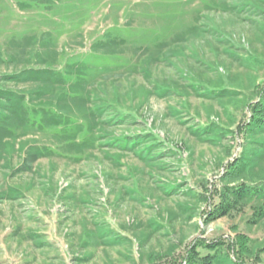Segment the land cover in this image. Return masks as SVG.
Returning a JSON list of instances; mask_svg holds the SVG:
<instances>
[{"label": "rangeland", "instance_id": "rangeland-1", "mask_svg": "<svg viewBox=\"0 0 264 264\" xmlns=\"http://www.w3.org/2000/svg\"><path fill=\"white\" fill-rule=\"evenodd\" d=\"M1 94L0 264H264V0H0Z\"/></svg>", "mask_w": 264, "mask_h": 264}, {"label": "trees", "instance_id": "trees-1", "mask_svg": "<svg viewBox=\"0 0 264 264\" xmlns=\"http://www.w3.org/2000/svg\"><path fill=\"white\" fill-rule=\"evenodd\" d=\"M23 7V5H22ZM30 75H42V71H36L32 74V72L30 73ZM43 78V77H42ZM3 94V93H2ZM0 95V100L3 101L5 99V97L3 95ZM2 104V103H1ZM261 104L257 105L256 107H254L253 112H254V117L255 119L252 120L251 125H253L254 127H259L262 125L261 122H264V115H263V110L261 109ZM9 108V107H8ZM2 109V108H1ZM0 109V111H1ZM259 114L262 115L260 117H257V115ZM0 123H2V118L0 116ZM236 196L238 199L241 198H245V196H247L249 194V190H244V188L242 187L241 189H239L236 193ZM226 200H223V202ZM225 202L221 205H219V207H217L215 210H213V215H211L214 220L218 219V218H222L228 215L229 213V208L228 206L224 205ZM220 243L217 244H202L204 251L208 252V254H202L200 251H198V247H193L188 255L186 256V258L184 259V262H186L187 264H215L217 261V255L212 254L213 251H216L218 246ZM238 244V257H236L237 259L235 261L233 260H229L230 264H243V257L247 256V240L245 238H239L237 241Z\"/></svg>", "mask_w": 264, "mask_h": 264}]
</instances>
